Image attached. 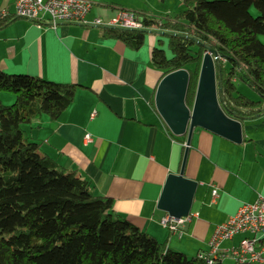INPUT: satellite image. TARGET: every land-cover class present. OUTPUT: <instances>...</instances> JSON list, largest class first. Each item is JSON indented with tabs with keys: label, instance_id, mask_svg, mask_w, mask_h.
<instances>
[{
	"label": "crops",
	"instance_id": "obj_1",
	"mask_svg": "<svg viewBox=\"0 0 264 264\" xmlns=\"http://www.w3.org/2000/svg\"><path fill=\"white\" fill-rule=\"evenodd\" d=\"M91 1L86 23L51 26L24 18L0 23L1 71L76 86L71 104L56 121L34 119L23 126L24 136L41 155L87 180L97 195L111 198L116 215L170 251L207 254L215 228L242 204L264 197V113L242 116L239 144L194 129L184 169V176L198 182L193 217L176 232L163 227L160 220L167 213L157 203L167 176L179 172L184 143L154 107L162 78L151 64L157 37L145 34L144 43L132 49L104 37V29L91 22H107L124 10L162 19L183 6L180 0L172 6L168 0ZM14 2L0 0V9L12 11ZM259 40L264 46V35ZM13 101L0 93L2 104ZM240 239L235 236L220 248L236 246Z\"/></svg>",
	"mask_w": 264,
	"mask_h": 264
},
{
	"label": "trees",
	"instance_id": "obj_2",
	"mask_svg": "<svg viewBox=\"0 0 264 264\" xmlns=\"http://www.w3.org/2000/svg\"><path fill=\"white\" fill-rule=\"evenodd\" d=\"M180 1L183 9L173 16H141L145 29L185 34L217 52L225 97L220 104L228 116L264 112V46L259 40L264 0ZM102 33L132 49L145 39L139 31ZM205 52L189 39L164 36L157 37L151 52V64L162 77L187 70L189 107ZM238 85L251 88L258 99L242 94ZM75 88L0 70V93L14 97L11 105L0 102V264H208L209 252L188 257L170 251L116 215L111 198L97 195L87 180L41 155L24 136L23 126L34 119L56 121L71 104Z\"/></svg>",
	"mask_w": 264,
	"mask_h": 264
},
{
	"label": "water",
	"instance_id": "obj_3",
	"mask_svg": "<svg viewBox=\"0 0 264 264\" xmlns=\"http://www.w3.org/2000/svg\"><path fill=\"white\" fill-rule=\"evenodd\" d=\"M99 28L139 31L143 34L154 36L186 38L203 46L206 50L201 60L191 107L187 106L185 101L189 84V74L185 69H179L164 75L158 82L154 94L155 110L167 129L175 137L185 136L184 153L179 172L167 176L157 208L175 219L185 217L190 214L194 195L198 187L197 181L184 176L194 129L206 130L236 144L242 142L240 119H245V117L228 116L220 104L224 102L225 97L222 91L221 67L218 54L211 47L185 34L153 29ZM253 117H257V115Z\"/></svg>",
	"mask_w": 264,
	"mask_h": 264
},
{
	"label": "built area",
	"instance_id": "obj_4",
	"mask_svg": "<svg viewBox=\"0 0 264 264\" xmlns=\"http://www.w3.org/2000/svg\"><path fill=\"white\" fill-rule=\"evenodd\" d=\"M92 7L91 0H15L13 10L0 9V23L12 18H24L41 25L49 22L86 23L85 17ZM99 27H120L145 29L142 18L131 11H120L107 22L94 19L91 22ZM85 140L90 141L88 135ZM184 145V144H183ZM213 196L216 192H212ZM193 215L175 219L165 215L160 224L172 232L189 223ZM235 236H241L236 246L221 249L220 245ZM208 264L214 259L229 258L235 264H264V197L258 196L252 203L242 204L234 215L219 224L211 237Z\"/></svg>",
	"mask_w": 264,
	"mask_h": 264
},
{
	"label": "rangeland",
	"instance_id": "obj_5",
	"mask_svg": "<svg viewBox=\"0 0 264 264\" xmlns=\"http://www.w3.org/2000/svg\"><path fill=\"white\" fill-rule=\"evenodd\" d=\"M167 3L168 4H170L171 6L172 5H174V0H168L167 1ZM183 9V8H182ZM251 14L253 15V16H255L256 15V12L254 11V10H251ZM146 37H153L152 35H149V34H146ZM156 37H158V38H161V36H156ZM163 38V37H162ZM164 39V44H163V46H162V48H164V50L166 51V55L167 56H169L170 55V53H169V51H168V49H167V40L165 39V38H163ZM238 89H239V91L242 93V94H244L245 96H247L248 98H250V99H252V100H257L258 99V96H257V94L251 89V88H248L247 86H245V85H238ZM8 94V93H7ZM11 95V94H10ZM12 96V95H11ZM13 103V102H12ZM11 103V104H12ZM11 104H9V105H11ZM238 238V237H237ZM231 264H233V263H231Z\"/></svg>",
	"mask_w": 264,
	"mask_h": 264
},
{
	"label": "bare ground",
	"instance_id": "obj_6",
	"mask_svg": "<svg viewBox=\"0 0 264 264\" xmlns=\"http://www.w3.org/2000/svg\"><path fill=\"white\" fill-rule=\"evenodd\" d=\"M191 214V213H190ZM166 215H168V214H166Z\"/></svg>",
	"mask_w": 264,
	"mask_h": 264
}]
</instances>
